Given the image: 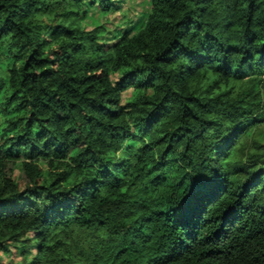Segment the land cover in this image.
Returning <instances> with one entry per match:
<instances>
[{"label":"trees","instance_id":"trees-1","mask_svg":"<svg viewBox=\"0 0 264 264\" xmlns=\"http://www.w3.org/2000/svg\"><path fill=\"white\" fill-rule=\"evenodd\" d=\"M149 4L111 43L86 0H0V251L264 264V0Z\"/></svg>","mask_w":264,"mask_h":264},{"label":"rangeland","instance_id":"rangeland-1","mask_svg":"<svg viewBox=\"0 0 264 264\" xmlns=\"http://www.w3.org/2000/svg\"><path fill=\"white\" fill-rule=\"evenodd\" d=\"M92 0H86L88 16L84 19L83 24L87 30L101 26L105 30L102 40L105 42H117L126 33H136L145 25L146 18L150 11V0H109L115 8L109 13L101 11L98 4L89 5ZM119 77L114 76V80ZM130 92L124 95L127 99ZM20 174V168L15 169L14 176L17 179ZM2 264H25L23 257L19 252L10 248L7 251H0Z\"/></svg>","mask_w":264,"mask_h":264}]
</instances>
